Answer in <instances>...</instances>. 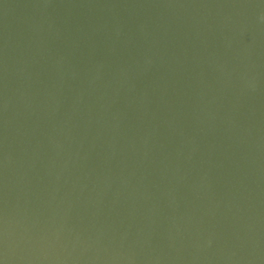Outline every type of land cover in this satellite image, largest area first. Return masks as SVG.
<instances>
[{"label": "water", "instance_id": "1", "mask_svg": "<svg viewBox=\"0 0 264 264\" xmlns=\"http://www.w3.org/2000/svg\"><path fill=\"white\" fill-rule=\"evenodd\" d=\"M0 264H264V0H0Z\"/></svg>", "mask_w": 264, "mask_h": 264}]
</instances>
